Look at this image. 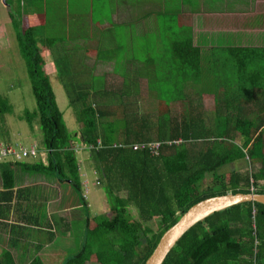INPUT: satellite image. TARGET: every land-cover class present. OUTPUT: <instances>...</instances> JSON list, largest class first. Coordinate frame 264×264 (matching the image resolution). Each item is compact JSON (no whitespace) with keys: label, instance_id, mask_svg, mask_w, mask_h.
<instances>
[{"label":"trees","instance_id":"16d2710c","mask_svg":"<svg viewBox=\"0 0 264 264\" xmlns=\"http://www.w3.org/2000/svg\"><path fill=\"white\" fill-rule=\"evenodd\" d=\"M9 15L37 106L34 112L27 111L24 119L30 127L39 122L47 160L0 164L5 188L0 198L12 199L17 168L53 175L75 194H82L84 183L75 145L82 142L94 147L91 157L95 172L110 204L109 214L96 218L87 215L82 248L64 264H145L164 233L193 205L227 193L264 194V53L246 52L238 59L211 61L203 73L201 52L192 46L180 50L175 61L178 90L173 100L165 92L157 99L156 124L149 114L132 110L141 106L139 96L114 103L122 107L119 116L112 105L96 101L98 92L94 96L89 91L69 89L70 106L82 126L79 139L69 131L58 103L37 28L26 17ZM54 45L49 41V46ZM186 51L192 54H184ZM189 82L202 86L204 94L213 95L212 120L206 119L201 105L191 101L185 105L183 116L175 114L173 104L186 103L185 86ZM12 110L0 94L2 120ZM175 140L185 144L163 145L159 156L114 147ZM241 160L260 167L256 172L218 173ZM207 173H212V179L203 188ZM72 196L69 203L73 208L79 202ZM132 208L137 210V217ZM156 219L159 225L154 232L148 226ZM0 264L16 261L6 251ZM30 264L45 263L34 259ZM163 264H264V204L245 202L216 212L189 231Z\"/></svg>","mask_w":264,"mask_h":264},{"label":"crops","instance_id":"0c3cea01","mask_svg":"<svg viewBox=\"0 0 264 264\" xmlns=\"http://www.w3.org/2000/svg\"><path fill=\"white\" fill-rule=\"evenodd\" d=\"M9 8L37 31L53 30L55 38L39 44L49 76L54 70L66 92H98L106 105L137 96L140 101L144 93L140 105L151 102L150 92L166 91L158 87L175 82L177 55L191 46L201 52L203 73L211 61L264 53V0H11ZM95 76L104 83L95 85ZM191 84L200 86L189 82L185 91ZM86 173L81 170L82 180ZM46 175L15 169L12 199L0 198V258L8 251L16 264L53 263L52 250H64L61 243L71 247L72 225L65 216L83 204L64 205L70 194ZM0 191H5L1 169Z\"/></svg>","mask_w":264,"mask_h":264},{"label":"rangeland","instance_id":"374dc122","mask_svg":"<svg viewBox=\"0 0 264 264\" xmlns=\"http://www.w3.org/2000/svg\"><path fill=\"white\" fill-rule=\"evenodd\" d=\"M10 4L11 0H7V4L4 0H0V94L6 97L13 107L12 112L8 113L4 117V120H2V117L0 116V144L13 142L21 144L25 147H32L35 145L38 147L39 151L44 152V134L41 130V126H39V122L37 120L34 121L32 127H30L24 119L25 113L27 111L34 112L37 106L32 92L28 69L20 54L16 31L13 27L11 18L9 17V12L17 18L21 16L17 11L11 10V8H9ZM51 31L53 30L50 28L40 29V31H37L38 40L41 41L42 47L46 46L45 40L55 38V35ZM122 56V54H119V58L117 59L119 65L122 64ZM154 64L157 65V62H154ZM50 78L57 95L58 103L64 112L68 129L73 135L76 134V136H79L78 133L82 131V126L78 123V121H76L74 110L70 106V98L60 82L57 81L54 75V70H51ZM92 78L95 85L104 83V78L101 76H95ZM164 78L165 77H160L159 80H163ZM176 84L174 82L173 84L167 86H159V89H164L166 91H152V94L150 92L149 96L152 101H146L142 103L138 109L133 106L132 110L149 114L152 122L156 124L157 113L155 109L156 105L154 104H158L157 99H160L159 97L162 96L164 92L167 93L168 98L173 100L178 90ZM147 95V93H144L143 99H140V101L145 100ZM186 97V103L173 104L175 114H177L179 117L183 116L185 112H187V107H185V105L189 104L191 101L201 105V109L206 119H213L215 114V106L214 97L212 94H204L202 86H193L191 84L187 87ZM98 100L100 103L101 100L97 98L96 101L98 102ZM112 109L116 110L119 113V116H121V106H118V104L113 105ZM183 144L185 143L183 142L181 145ZM75 145L78 147L76 156L79 158L81 166L80 170L84 169L87 172L83 178V182H88V186L84 185L82 194H75L71 191V189L68 190L70 187L68 184L64 185V193L70 195L73 194L71 199L79 202L76 205H80V202L83 205L71 211L70 216L66 214V216L64 215L67 222H70L72 225V230L70 231L72 234L70 243L71 247L61 243V247H65V249H61V251L59 249L57 250V248L52 250L57 252L55 257L56 260L53 263H50L48 259L46 264H64V262L71 258L76 252H79L84 242L83 229H85V223L82 221L83 217L90 215L91 217L96 218L104 214H109L110 212V204L108 203V198L103 183H101V185H95L99 175L95 172V162L91 157L92 152L79 151V149L83 146L82 142L75 143ZM22 159L23 161L33 163L41 161L43 157L38 155L35 157H24ZM259 167L260 165L251 166L248 160H241L239 162L226 165L218 173L234 170L245 171L246 169L256 172ZM211 179L212 173H207L203 180V188L209 186ZM64 205L69 206L71 204L67 203ZM132 211L133 215L137 217V210L132 208ZM158 223L159 220L156 219L154 224H151L148 227L156 232L158 231ZM60 230L64 231L65 227H60ZM49 255H51V251Z\"/></svg>","mask_w":264,"mask_h":264},{"label":"water","instance_id":"95a60500","mask_svg":"<svg viewBox=\"0 0 264 264\" xmlns=\"http://www.w3.org/2000/svg\"><path fill=\"white\" fill-rule=\"evenodd\" d=\"M5 1V0H4ZM258 202L264 204L262 193H227L213 196L193 205L178 223L168 229L160 239L155 250L145 264H163L178 243L198 224L205 219L230 207L245 203Z\"/></svg>","mask_w":264,"mask_h":264},{"label":"built area","instance_id":"2783aa9c","mask_svg":"<svg viewBox=\"0 0 264 264\" xmlns=\"http://www.w3.org/2000/svg\"><path fill=\"white\" fill-rule=\"evenodd\" d=\"M184 141L183 140H175V141H167V142H153V143H140L133 145L126 144H115V148H124L130 149L135 152L138 151H148L150 154L154 156H159L161 153V149L163 145L168 146H180ZM185 143V142H184ZM100 145H102L100 143ZM94 147L87 146L83 144V146L79 149V151H93ZM43 157V160H47V151L44 152L39 151L37 146L25 147L18 143L8 142L0 144V164L5 163L7 161H23L24 157H35V156ZM88 186V182L85 183ZM95 185H101V180L98 178ZM252 190L255 191V188L252 187Z\"/></svg>","mask_w":264,"mask_h":264}]
</instances>
